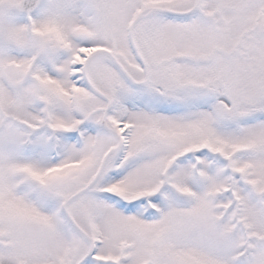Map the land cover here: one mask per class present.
Segmentation results:
<instances>
[{"label": "snow or ice", "instance_id": "6c2138e0", "mask_svg": "<svg viewBox=\"0 0 264 264\" xmlns=\"http://www.w3.org/2000/svg\"><path fill=\"white\" fill-rule=\"evenodd\" d=\"M0 264H264V0H0Z\"/></svg>", "mask_w": 264, "mask_h": 264}]
</instances>
